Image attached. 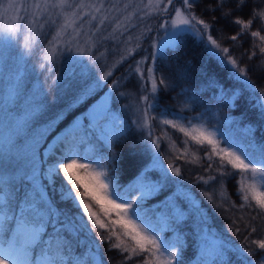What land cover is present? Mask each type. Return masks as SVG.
Segmentation results:
<instances>
[{"label":"snow or ice","instance_id":"obj_1","mask_svg":"<svg viewBox=\"0 0 264 264\" xmlns=\"http://www.w3.org/2000/svg\"><path fill=\"white\" fill-rule=\"evenodd\" d=\"M201 2L179 0L176 6L177 0H147L146 4L144 0H0V60L8 69H0L5 84L0 90V264H105L101 253L105 243L124 258L119 264L145 253L144 264H264V239L251 240L259 250V259H252L258 255L256 250L214 231L191 189L180 179H171L181 177V168L169 163L170 176L160 162L161 138L154 135L152 121L206 148L204 159L210 163L205 171L218 158L220 177L237 178L239 207L251 211L254 205L259 211L251 220L264 219V142H257L254 126L240 128L238 120L220 115L224 109H236L248 93L250 106L264 120V90L256 94L248 68L241 67L229 48L211 34L219 12V19L239 26L228 37L236 41L257 18L264 26V8L253 7L245 20L234 13L242 12L247 0H235L232 6L230 0H213L206 4L212 14L209 21L195 13ZM153 16L158 18L155 25L132 22L133 17L144 21ZM250 35L264 43L260 30ZM189 39L202 45L206 56V66L199 69L201 83L195 87L192 62H180L181 49L187 48ZM106 41L113 48L126 47L119 49V60L96 75L101 57L107 61V47L99 51ZM13 47L25 59L39 51L38 68L48 74L43 85L29 89L19 70L13 71L14 66L3 59L4 50ZM259 51L264 55V47ZM134 52L143 54L135 67L129 65V76L110 80ZM255 55L253 51L249 59ZM212 61L226 71L230 86L215 70L209 74ZM259 68L264 71V60ZM132 73L138 92L124 90ZM105 86L107 92L96 98ZM177 88V98H184L181 112L202 110L184 116L161 108V90L176 92ZM209 92L206 102L202 97ZM66 96L71 97L67 106L49 116L54 104ZM114 98L128 102L117 110ZM77 107L79 114L69 119ZM66 119L67 125L58 129ZM162 132L170 150L179 151L163 128ZM136 133L151 163L121 184L115 149ZM184 145L177 159L187 154V140ZM194 158L200 159L195 154ZM197 180L206 186L217 182L221 201L228 199L224 179ZM202 192L213 202L214 194L207 187ZM256 231L251 227L252 233ZM189 236L193 256L186 259Z\"/></svg>","mask_w":264,"mask_h":264},{"label":"trees","instance_id":"obj_2","mask_svg":"<svg viewBox=\"0 0 264 264\" xmlns=\"http://www.w3.org/2000/svg\"><path fill=\"white\" fill-rule=\"evenodd\" d=\"M210 2H213V0H202V2L195 9L196 15L205 20L211 21L212 14L206 10V4ZM234 3L235 0H230V6L234 5ZM253 7H256L257 9L264 8V0H247V5L243 9V11L234 13V15H240L243 19L247 20L250 17ZM215 15L218 17V19L213 22L214 26L211 29V34L214 36V38L219 40L223 47L229 48L230 55L237 59L238 64L241 67L248 68L249 78L257 88L256 94L259 95L260 91L264 90V71H261L259 68L261 61L264 60V55H261L259 49L260 47H264V43H262L259 38H255L254 41V38L251 37L250 33L251 31L260 30L261 35H264V26H262V22L259 20V18H257L256 22L244 36L239 37L236 41H232L228 37L235 35L239 31V26L233 25L230 22V19H219V12H217ZM221 30H223V36L221 35ZM254 42L256 45L255 48L253 47ZM253 51L256 53V55L253 56V58L250 60L249 56H252ZM185 60H190L194 66L192 74V85L193 87H195V85L201 83L199 69L206 66L204 64L206 56L203 46L198 45L193 40L189 39L187 48L181 49L180 53V62L184 63ZM38 64L39 63L31 62V65H25V71L21 73L24 82L28 81V83H34L36 88L39 85H43L45 83L46 76L45 73L42 74L40 72ZM130 64L131 61L128 57L123 64H120L116 68L114 75L110 78V80L115 79V77L119 74L121 78L129 76V73L131 72V69L129 68ZM208 67L210 75L212 74V70H215L216 74L221 79V81L225 83L226 87L231 85L232 82L225 79L226 71L222 68L217 67L215 61H212L211 65ZM136 83L137 78L135 74L132 73L125 85L124 90H131L135 92L133 86ZM106 88L107 87L105 86L104 88L98 90L96 98H99L100 95H103ZM179 91V88L176 89V92L164 91L162 89L159 97L160 107L167 108L171 112H177L184 116H194L197 114V112L202 110L200 108H197L195 112H191L185 109L183 112H181L184 98H177L176 94ZM211 95L212 93L209 92L202 98L207 102ZM248 95V93H245L244 97H242L238 102V107L236 109H224L220 112V115L221 117L228 116L230 118L238 120L240 128H243L249 124L254 126L256 129L254 135L257 142H264V120L258 119L257 110L253 109L247 100ZM70 100L71 97L66 96L59 102H56L53 106L54 112L66 107ZM127 102L128 101L126 98H114V106L117 110ZM252 103L255 102L253 101ZM80 110L81 109L79 107L72 109L69 115V119L72 115L79 114ZM157 112H159V109H157ZM51 113L52 111H50L48 115H50ZM45 122L46 121L42 119L40 123L43 124ZM67 123L68 119L62 121L61 124L58 125V129L64 128ZM151 123L154 126V135L161 138L160 162L163 164L165 169H168L169 163H172L174 166H178L181 168L182 175L179 178L171 176V170L168 169L171 179H180L181 183L186 188L191 189L193 195L198 200V202L201 203L203 209L205 210L208 224L214 231L222 233L236 245L244 244L245 248L256 250L258 255L252 257V259L258 260L259 250L256 249V245L251 244V240L264 239V230L262 228V226H264V219L258 218L257 220H251V217L259 211V209H256L254 205L253 210L251 211L248 208L241 209L239 207V205L242 203V200L241 196L237 194V178L235 176L232 178L220 177L219 172L217 171V167L219 166L221 161L218 158L214 160L213 168L205 171L208 164L210 163V161L204 159L205 151L207 150L206 148H201L199 145H196L190 139L185 138L183 134L176 131L175 129H172L165 125L161 126L157 121H152ZM162 128L172 137V140L177 144V146L180 147V151L177 152L174 150H170L169 142H166L164 135L161 134ZM139 140L140 135L139 133H136L128 140L126 144L118 145L115 149V151L119 154L117 167L120 170L121 184H127L128 182L133 180L142 167L151 163V155L145 156L143 154V152L141 151L142 146L139 144ZM185 140H187L188 142V148L190 150H194L196 152V156L200 157L199 160H196L194 156L192 157L188 153L177 159V156H180V152H182ZM228 170L231 171L230 168ZM154 175L158 176L159 173H154ZM209 176H216L218 180L224 179L226 181L225 193L228 197L227 200L221 201L219 196L220 185L217 182H210L209 185L206 186L203 183L198 182L197 180L198 177L207 179ZM57 183H59V180L57 181ZM205 187H207L210 193L214 194V200L211 203L203 195L202 190ZM149 203H152V201H150ZM233 203L236 205V207H232ZM60 207L70 208L71 205H60ZM95 210L98 212L97 209ZM73 211H75V209H73ZM101 218L103 219V217ZM233 220L236 221L235 224H233ZM253 226L257 228V231L255 233L251 232V227ZM236 228L240 229L238 233L235 231ZM105 235L108 234L105 233ZM245 236H248L247 241H245L244 239ZM97 242L99 243V241ZM113 242L115 241L113 240ZM125 243L130 245L131 242L125 241ZM188 245L189 246L184 253L186 259H190L193 256L191 236H189L188 238ZM101 253L104 258L105 264H119V262L124 259L117 250L109 251V245L107 243L101 245ZM126 255L127 253H125V256ZM146 255L147 254L145 253L139 256H135L131 260H128L127 264H144ZM149 259H151V257H149Z\"/></svg>","mask_w":264,"mask_h":264},{"label":"rangeland","instance_id":"obj_3","mask_svg":"<svg viewBox=\"0 0 264 264\" xmlns=\"http://www.w3.org/2000/svg\"><path fill=\"white\" fill-rule=\"evenodd\" d=\"M147 3V0H144V4ZM176 6H179V0H177V4ZM133 7H135V5H133ZM141 7H143V4L141 5ZM147 9H145L146 11ZM51 11V10H50ZM128 11H132V8H129ZM170 11H174V9H172V7L170 6ZM126 14V13H125ZM137 15H142V13H137ZM158 18L153 16V17H148L146 18L144 21H138L136 19V17H133V23H137L139 24L140 26H143L145 24H153L155 25V23L157 22ZM51 31H54V28L51 30ZM134 34L137 32V29H132L131 30ZM51 38V34L48 36V39ZM47 41L45 40V43ZM135 41L132 42V44L134 45ZM105 47H107L108 51L106 52V56H107V61H105V59L103 57H101V59L99 60L98 62V65L97 67L94 69V72L96 75H101L102 74V70H106V66H110L111 64L115 63L117 60H119V57L120 55L122 54L121 51L119 50L120 48H123V47H126L124 45H120L118 44L115 48H113V45H112V42L111 41H106V42H101V46H99V51H105ZM144 47L147 48L148 47V44L145 43L144 44ZM95 51V50H94ZM126 54V53H124ZM143 53H139L137 54L136 52L133 53L132 56H130V61H131V64L133 67H135V60H138L140 59V56L142 55ZM10 58V59H9ZM3 59L5 60H8L9 64L10 65H13V71H15L16 69L19 70V73H23L25 71V65L28 66V65H31V62H35V63H39L40 62V59H39V51L35 52L30 58L28 59H25L24 57V54L21 53L20 51H18L16 48H11V49H6L4 50V57ZM113 59V60H111ZM29 68V67H28ZM27 68V69H28ZM0 69H3L5 72L8 71V69H5L4 66H3V61L0 60ZM45 75H48L47 73H45ZM22 76V74H21ZM117 78H121L120 77V74L118 76L115 77V79ZM28 88L29 89H35L36 86L34 83H28V81H25ZM49 83H50V80H49ZM5 88V84L3 83V77H0V90H3ZM134 91L135 92H138L139 91V86H138V83H136L134 86ZM104 92H107V88L105 89ZM64 98V97H63ZM60 101V100H59ZM58 101V102H59ZM54 112L53 108H52V113ZM51 113V114H52ZM50 114V115H51ZM49 115V116H50ZM39 126V125H38ZM167 126V125H165ZM177 131V130H176ZM179 132V131H178ZM161 134L163 135V132H161ZM182 134V133H181ZM185 137V136H184ZM187 138V137H185ZM51 139V137L49 138ZM188 139V138H187ZM165 141L166 142H169L168 139L165 137ZM168 146V144H167ZM176 147L177 149H179L180 147L177 146L176 144ZM184 147L185 145L183 146L182 148V152L184 150ZM180 151V149H179ZM178 152V151H177ZM181 153V152H180ZM187 153L190 155V156H196V152L194 150H190L188 148V151ZM99 212V209L96 208ZM263 230H264V226H262Z\"/></svg>","mask_w":264,"mask_h":264}]
</instances>
